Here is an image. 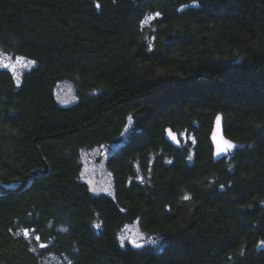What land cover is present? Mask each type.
Here are the masks:
<instances>
[{"label": "trees", "instance_id": "trees-1", "mask_svg": "<svg viewBox=\"0 0 264 264\" xmlns=\"http://www.w3.org/2000/svg\"><path fill=\"white\" fill-rule=\"evenodd\" d=\"M0 49L35 62L0 68V181L35 174L0 195V264H41L18 231L54 224L76 264H264V0H0ZM218 115L240 146L215 160ZM118 141V196L94 199L82 156ZM136 216L161 248L119 246Z\"/></svg>", "mask_w": 264, "mask_h": 264}, {"label": "flooded vegetation", "instance_id": "flooded-vegetation-1", "mask_svg": "<svg viewBox=\"0 0 264 264\" xmlns=\"http://www.w3.org/2000/svg\"><path fill=\"white\" fill-rule=\"evenodd\" d=\"M99 149H103L101 151V154L99 153V158H100V163L103 162L102 165L97 166L98 169H96L93 160L91 159V155L89 156V162L93 164V168L96 169L97 171H94V173L89 176L90 172L87 174L82 173V166L80 167L79 170V182L80 184L84 185L87 189V194L88 196L97 199V200H106V199H111V200H116V197L118 196V191H117V186L115 184V177L111 173V171L107 167V162L108 160L112 157L109 155V150L105 145H96L93 146L98 147ZM107 163V164H106ZM138 176V175H137ZM139 181L142 180V177H137ZM128 184L133 181L132 178H129ZM84 203L88 204V200L84 199ZM122 209V207H120ZM123 212V211H122ZM95 221V220H94ZM134 223L136 224L135 231L130 232L128 231V225ZM53 228V233L51 236V242L48 243L46 242L47 240H42L41 235L38 234V232H35L34 229L25 227L23 228V237L28 238V242L35 244L38 246V251L42 256H45L46 254H49L50 252H53L57 255H64L65 257L62 259L61 264H76V252L73 250V253L66 251V249L60 247L56 248V242H57V235L59 232L64 233V231L68 228H63L60 225L54 224L52 226ZM27 230V232L25 231ZM123 231L127 232V235H123ZM35 232V233H34ZM138 233H143L144 236L143 238L139 240H135V235ZM33 235V238H32ZM39 237V239H37ZM26 238V239H27ZM35 238V239H34ZM116 239L118 241L119 246L123 250H131L134 252H149L148 254L152 253L149 250L151 249H159L161 248V242L162 238H155L152 232H148L144 228L141 227L140 225V218L138 216L132 218L131 220L124 221L121 223L117 228H116ZM123 239V243H121V240ZM35 242V243H34ZM139 245V246H137ZM69 247V246H66ZM38 253V254H39Z\"/></svg>", "mask_w": 264, "mask_h": 264}, {"label": "rangeland", "instance_id": "rangeland-1", "mask_svg": "<svg viewBox=\"0 0 264 264\" xmlns=\"http://www.w3.org/2000/svg\"><path fill=\"white\" fill-rule=\"evenodd\" d=\"M152 17V16H149ZM151 19H147V23H149ZM5 65H8L7 67H5ZM31 67V63L26 60L25 58L22 57H17L14 56L12 54H6L5 52H3L2 49H0V68H5L8 71H10L12 74H14L15 76H19L21 73H23L26 69H29ZM56 95L58 100L60 101L61 104L63 105H69L73 102L76 101V89L74 84L69 81V80H63L60 81L59 83H57L56 85ZM67 101V102H65ZM120 143L115 142V143H111V144H104L107 149H111L112 147H114V145ZM94 148V147H92ZM105 149V148H103ZM102 148L98 150V148L95 149H91L88 150L86 152H84L83 156H82V161H83V166H82V173L83 174H87L90 172L89 176L91 177V175L94 173V171H97L96 169H98L97 165L100 164V159H98L97 161H93L96 169L93 168V164L89 162V155H91V159L93 160L95 154L100 153L103 150ZM140 174V173H139ZM135 227L136 224L131 223L128 225V231L130 232H134L135 231ZM18 233L20 235H22L23 233V229H20L18 231ZM35 233V232H34ZM124 236L127 235V232L123 231L122 232ZM144 234L143 233H138L135 235V240H139L141 238H143ZM27 238V237H25ZM33 238V235H32ZM28 239V238H27ZM46 242L50 243L51 242V238H49ZM64 255H57L53 252H50L49 254H46L45 256H42L40 253L38 255V261L41 264H61L62 263V259L64 258Z\"/></svg>", "mask_w": 264, "mask_h": 264}, {"label": "water", "instance_id": "water-1", "mask_svg": "<svg viewBox=\"0 0 264 264\" xmlns=\"http://www.w3.org/2000/svg\"><path fill=\"white\" fill-rule=\"evenodd\" d=\"M169 131H171V133L177 136V139L179 140V144H177L176 141L172 140L171 136L168 134ZM185 135L186 133H183L181 136L179 132L173 130L171 127H167L165 129L166 139L169 140L175 146H180L182 144V138L185 139ZM210 140L213 146V154L215 160L223 158L224 156L228 155L229 152L233 150L236 146H240L236 142L232 141L230 138L225 136L223 129V118L221 115L216 116L214 120L213 129L210 134ZM225 141L232 143L234 147L224 152H218L217 151L218 147L221 148L224 147ZM34 176L35 174L32 173L28 174L27 179L25 181H16L11 183H2L0 181V195L21 192L22 190L26 189L29 186V183ZM263 245L264 244H262V246Z\"/></svg>", "mask_w": 264, "mask_h": 264}, {"label": "snow or ice", "instance_id": "snow-or-ice-1", "mask_svg": "<svg viewBox=\"0 0 264 264\" xmlns=\"http://www.w3.org/2000/svg\"><path fill=\"white\" fill-rule=\"evenodd\" d=\"M97 7H99V5H97ZM159 15H160V13H158V12L155 13V16H159ZM152 18H154V17L146 18L145 23H147V19H152ZM30 63H35V62L31 61ZM7 66L8 65H5V67H7ZM17 83H19V81H17ZM65 102H67V101H65ZM168 134L171 136L172 140L176 141V143L179 144V140L177 139V136L175 134L171 133V131H169ZM233 147H234V145L232 143L225 141L224 147H222V148L218 147L217 151L218 152H224V151H227L228 149H231ZM189 159H191V157H189ZM230 167H231V165H230ZM221 187H223V185H221ZM187 198L188 197L186 196L185 199H187ZM97 227H99V225H97ZM25 231L27 232V230H25ZM37 239H39V237H37ZM121 243H123V239L121 240ZM261 244H264V241H261ZM137 246H139V245H137ZM69 264H71V262H69Z\"/></svg>", "mask_w": 264, "mask_h": 264}]
</instances>
